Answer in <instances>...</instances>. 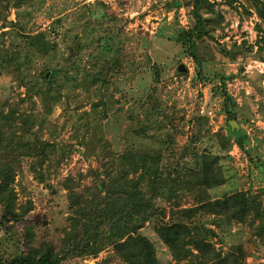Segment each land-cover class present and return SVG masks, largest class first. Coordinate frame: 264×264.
<instances>
[{
  "label": "rangeland",
  "instance_id": "rangeland-1",
  "mask_svg": "<svg viewBox=\"0 0 264 264\" xmlns=\"http://www.w3.org/2000/svg\"><path fill=\"white\" fill-rule=\"evenodd\" d=\"M167 1L172 0H5L0 6V125L3 135L14 132L25 141L18 150H0V167L15 174L9 202L15 214L5 209L7 193L0 197L4 259L25 250V242L50 240L59 249L74 199H86L87 207L96 203L99 171L123 153H163L161 165L179 175L178 195L157 199L164 215L141 229L161 264L175 261L156 225L184 220L172 211L197 202L183 181L196 166L188 153L193 147L200 152L207 145L221 155L226 180L209 190L211 198L248 191L264 199V20L250 0H209L212 11L202 12L210 18V34L197 40L196 61L180 39L194 24L187 3L192 0H181L178 9ZM28 35L51 46L36 50ZM9 48L20 71L5 62ZM180 64L188 71L180 72ZM200 68L208 79L198 76ZM221 75L238 121L223 111ZM96 76L105 80L94 82ZM58 88L65 97L53 105L48 97ZM201 107L213 116L201 115ZM231 121L247 135L243 147L231 134ZM24 127L30 128L25 135ZM43 147L51 153L45 160L38 155ZM194 221L215 229L217 247L228 251L243 243L246 264H264V243L250 224L203 213ZM105 236L99 233L92 251L69 252L63 264H99L108 257L110 264H127L113 256ZM67 249L59 252L66 255Z\"/></svg>",
  "mask_w": 264,
  "mask_h": 264
},
{
  "label": "trees",
  "instance_id": "trees-1",
  "mask_svg": "<svg viewBox=\"0 0 264 264\" xmlns=\"http://www.w3.org/2000/svg\"><path fill=\"white\" fill-rule=\"evenodd\" d=\"M4 1L0 0V6ZM250 1L259 17L264 20V0ZM187 3L193 6L191 12L194 24L182 31L180 39L189 54L199 61L196 54L197 40L210 34L208 26L210 18L204 16L202 9L206 7L212 11V7L209 0H192ZM182 4L181 0L166 2L169 8L178 9ZM28 40L30 46L32 44L36 50H44L45 46H51L48 40L43 43L34 42L32 35H28ZM6 56L5 62L12 63L20 71V61L16 52L12 53V49L9 48L6 50ZM199 66H202L200 62ZM198 76L202 80L208 79L202 68L198 71ZM45 77L48 78L47 74ZM220 79L222 84L221 87L218 86V94L223 97V111L229 119L238 121L237 111L233 109L237 104L226 88V77L221 75ZM93 80L95 82L105 79L96 76ZM63 97L64 93L58 88L48 98L55 105ZM28 118H25L27 122L30 120ZM0 126V150L6 148H11V151L18 150L24 145L23 138L18 136L16 140L14 132H10V137L3 135L4 129L2 125ZM229 128L231 134L236 136V142L243 147L247 135L231 123ZM29 132V127L23 128L24 135ZM46 150L43 147L41 153H38L43 160L48 159L51 154ZM188 153H191L196 166L188 169L189 174L183 181L197 196V202L193 206L173 210V215L175 213L181 215L183 217L181 219L184 220L171 218L169 221H162L156 225V233L168 246L175 264H246L248 252L243 243L234 244L228 251H224L212 240V237L216 236L215 229L199 222L195 223L193 219L197 214L203 213L223 219L227 223H248L253 226L254 234L264 243V199L260 193L251 194L248 191H237L224 197L211 198L209 190L223 185L226 180L219 164L221 155L213 153L207 145H204L200 152L193 147V152ZM162 155L163 153L137 151L123 153L118 161L114 159L106 165L110 166L109 168L97 172L99 178L97 191L100 195L96 203L87 207L86 199L81 202L82 197L79 195L74 199L75 213L69 230H65L66 236L59 249L50 240L41 241L38 246L25 242V250L15 256L4 259L0 254V264H63L69 252H76L81 248L92 251L98 244L99 233L102 232L106 234L104 238L106 243L113 248V256L127 264H161L153 241L141 229L147 222L164 215V208L156 204L160 196L172 200L179 192V188L175 186L179 175L174 176L169 165H161ZM113 165L118 166L115 168ZM14 175L12 170L0 167V197L3 192L7 193L9 201L4 202L5 209L13 214L15 213L10 210L9 202L12 194L10 184L14 180ZM95 224L96 229L91 234ZM214 224L219 226V221H214ZM66 248H68L66 255L61 254ZM110 263L108 257L99 264Z\"/></svg>",
  "mask_w": 264,
  "mask_h": 264
},
{
  "label": "water",
  "instance_id": "water-1",
  "mask_svg": "<svg viewBox=\"0 0 264 264\" xmlns=\"http://www.w3.org/2000/svg\"><path fill=\"white\" fill-rule=\"evenodd\" d=\"M76 47H77V45H76ZM178 70H179L180 72H187V71H188L187 67H186L184 64H180V65L178 66ZM47 76H49L48 73H47ZM231 125H233V126L237 125V121H231Z\"/></svg>",
  "mask_w": 264,
  "mask_h": 264
},
{
  "label": "built area",
  "instance_id": "built-area-1",
  "mask_svg": "<svg viewBox=\"0 0 264 264\" xmlns=\"http://www.w3.org/2000/svg\"><path fill=\"white\" fill-rule=\"evenodd\" d=\"M199 112L201 115H204V116H213V112L207 110L205 107H201Z\"/></svg>",
  "mask_w": 264,
  "mask_h": 264
}]
</instances>
